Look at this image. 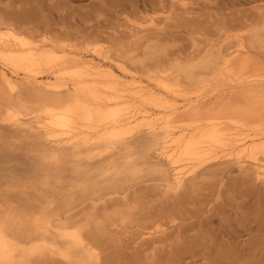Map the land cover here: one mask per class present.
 Segmentation results:
<instances>
[{"label":"rangeland","instance_id":"rangeland-1","mask_svg":"<svg viewBox=\"0 0 264 264\" xmlns=\"http://www.w3.org/2000/svg\"><path fill=\"white\" fill-rule=\"evenodd\" d=\"M35 1L0 0V17L11 5ZM43 1L52 24L25 23L32 38H49L129 78L179 84L182 92L213 82L220 54L240 42L264 56V0ZM55 4L61 9L50 10ZM83 12L91 13L88 20ZM17 79L19 92L10 96L0 76V218L17 239L46 241L28 253V263L78 264L76 255L86 246L96 251L94 264H264V181L251 159L208 161L179 187L154 138H133L131 127L113 140L102 138L90 152H54L32 122L51 91ZM10 107L20 120L4 121ZM58 217L81 225L82 247H69L70 239L48 226ZM66 249L74 255H61Z\"/></svg>","mask_w":264,"mask_h":264},{"label":"bare ground","instance_id":"bare-ground-1","mask_svg":"<svg viewBox=\"0 0 264 264\" xmlns=\"http://www.w3.org/2000/svg\"><path fill=\"white\" fill-rule=\"evenodd\" d=\"M29 3L21 6L11 5L13 7L8 10L7 17H0V76L8 86H6L8 88L6 90H10L9 92L5 91L9 95L19 92L16 83L18 75L32 84L34 83V86L38 84L37 87L40 86V88L51 91H49L51 95L48 94L46 97H42L44 94L42 92L40 101L43 104L40 102L39 113L35 114L32 122L48 142L52 143L54 152L67 151L66 153L75 155H80L84 151L90 152L96 148V145L99 146L102 138L112 139L118 134L123 135L131 127V132H134L133 138L141 137L142 134L144 137L151 135L150 139L147 136L150 142L154 138V147L157 151L154 150L170 164L174 182L179 187L188 177L197 174L196 172L206 162L209 161L210 163V161L221 160L222 158L241 163L251 159L256 167L257 177L264 181V161L260 158L261 155H264V56L259 53L253 54L244 43L240 42L238 49L234 47L231 51L225 50V52L223 50L224 52L220 54L221 56L218 57L220 59L217 62V74L214 75L213 82L201 81L204 83H202L203 85L200 84L202 88H198L199 92H197V88H195L194 93L186 89L182 92L184 87L182 88L179 84L170 85V83L162 80L158 84H151L150 81L145 82L142 79L129 78L114 71L110 66L98 63L99 60L96 62L93 58L69 51V48L67 49L49 38V40H40V42L36 38H32L33 36L29 35L30 32L24 28L25 23L34 24L37 22L36 25H49L50 22L52 24V21L47 18L44 12L43 0H36L35 4L32 3V5ZM59 5L55 4L50 10L60 8ZM46 11L48 10L46 9ZM83 16L89 18L91 13L85 12ZM8 18L13 20L8 21ZM87 20L85 19V21ZM22 23L23 26H20L19 24ZM24 30L28 34L24 33ZM17 81L20 80L17 79ZM58 93L59 95H57ZM39 94L41 93L39 92ZM34 107H36L35 104ZM12 109L10 107V112L4 115V121L20 120L19 115ZM24 112L21 111L23 114ZM124 130L125 132H123ZM100 151H98V155ZM103 151L100 155L104 156ZM129 151L131 150L126 153L128 155L126 158L131 156L130 153L132 152L129 153ZM101 178L104 180L106 176ZM99 180L101 179L99 178ZM174 182H171V187H175ZM28 211L31 216L30 210ZM110 217L112 218V215ZM42 218L44 219L45 215ZM43 219H39L40 223H43L41 222ZM50 219L47 220L48 226H52L58 236L70 239L69 247L81 245V235L84 237L81 225L72 222L69 224L67 219L61 221L60 217L55 223ZM69 221L71 220L69 219ZM78 221L80 220H77V223ZM8 229L6 222L1 217L0 264L31 262L32 258L27 256L28 253L46 241L40 240L43 243H38L39 240L30 238L32 241L23 242L21 239L12 236L13 233H9ZM51 232L48 233L51 234ZM85 243L91 245L87 241ZM47 248L44 247V250L46 251ZM67 249L61 250V255L68 257L72 254L73 251ZM76 256V260L79 261L78 264H94V259L98 257L96 251L86 246ZM76 260L74 259V261Z\"/></svg>","mask_w":264,"mask_h":264}]
</instances>
